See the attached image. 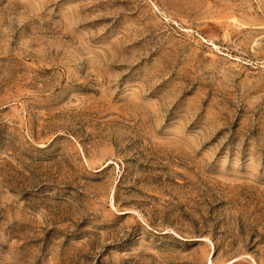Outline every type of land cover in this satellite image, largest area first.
<instances>
[{"label": "rangeland", "instance_id": "rangeland-1", "mask_svg": "<svg viewBox=\"0 0 264 264\" xmlns=\"http://www.w3.org/2000/svg\"><path fill=\"white\" fill-rule=\"evenodd\" d=\"M0 264H264V0H0Z\"/></svg>", "mask_w": 264, "mask_h": 264}]
</instances>
